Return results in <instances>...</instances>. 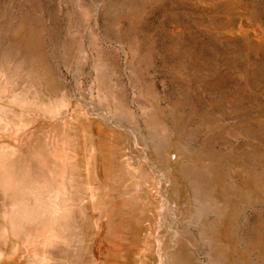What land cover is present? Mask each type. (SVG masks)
I'll return each mask as SVG.
<instances>
[{
  "label": "rangeland",
  "instance_id": "374dc122",
  "mask_svg": "<svg viewBox=\"0 0 264 264\" xmlns=\"http://www.w3.org/2000/svg\"><path fill=\"white\" fill-rule=\"evenodd\" d=\"M0 86V105L16 96L12 125L0 107V135L27 132L18 180L22 165L50 182L67 177L100 133L122 147L127 162L110 174L129 184L120 196L125 246L142 248L132 238L146 219L143 234L153 238L182 227L209 264L211 199L227 189L240 212L238 248L251 244L256 227L264 233V0H0ZM163 148L186 182L185 193L174 190L188 197L180 223L166 191L157 193L166 185ZM5 153L0 145V158ZM150 193L158 198L153 211ZM36 227L19 223L6 243L8 264L43 260L51 248ZM254 261L264 264V256L256 251Z\"/></svg>",
  "mask_w": 264,
  "mask_h": 264
},
{
  "label": "bare ground",
  "instance_id": "6f19581e",
  "mask_svg": "<svg viewBox=\"0 0 264 264\" xmlns=\"http://www.w3.org/2000/svg\"><path fill=\"white\" fill-rule=\"evenodd\" d=\"M27 88L22 89L23 99L20 107L21 116L26 123L30 109ZM8 97L0 107L2 106L5 121L12 125L13 116L16 114L13 106L16 96L11 94ZM26 134L25 130L15 136L13 130H9L0 135V145L6 149V153L0 158V264L9 263L6 258V243L8 238L16 235L19 223L34 226L37 224L36 228L43 244L51 248L39 264H62L64 258H73L72 264H205L196 255L194 240L182 227L158 233L153 238L150 236L151 231L143 234L148 225L147 220H138L132 238L133 241L140 238L143 242L142 248L138 250L125 246L123 237L119 238L121 224L127 217L124 215L126 211L122 213L124 202L120 196L129 188V184L124 180L115 184L110 174L124 166L125 158L121 159L123 150L119 144L111 146L100 133L85 149L84 161L76 159L77 161L72 163L71 174L67 177L50 182L38 172H33L32 167L29 170L22 165L23 179L18 180L15 176V160L18 155L23 160L28 155V148L24 144ZM77 150L78 153L79 149ZM79 154L81 155V152ZM171 156L172 152H169L168 148H163L158 154V160L165 168L167 176L164 179L166 185L159 188L157 193L161 189L166 191L161 195L174 207L172 219L178 221L182 218L180 223L190 211L187 207V195L174 194L175 189L180 191L181 188H184L185 193L186 182L184 178L177 176ZM35 172L37 174H34ZM20 175L22 177V174ZM27 190L31 194L29 199L25 197ZM234 191L238 194L236 188ZM229 192L230 189H227L221 195L212 197V208L217 217L211 224L207 217L205 218V227L211 225L208 235L205 236V241L212 248L209 264H256V251L259 256H264V233L256 227L252 230L251 244L243 250L238 248L239 238L235 234V223L240 212L235 208ZM157 193L144 196L152 205L149 208L151 211L155 210ZM111 225L118 228L116 235L113 234ZM81 243L86 245L84 253L80 250Z\"/></svg>",
  "mask_w": 264,
  "mask_h": 264
}]
</instances>
